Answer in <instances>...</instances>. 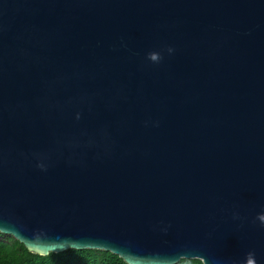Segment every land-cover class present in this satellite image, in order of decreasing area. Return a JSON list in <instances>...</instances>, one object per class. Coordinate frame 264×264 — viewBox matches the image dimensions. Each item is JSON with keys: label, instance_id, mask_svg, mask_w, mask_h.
Wrapping results in <instances>:
<instances>
[{"label": "water", "instance_id": "1", "mask_svg": "<svg viewBox=\"0 0 264 264\" xmlns=\"http://www.w3.org/2000/svg\"><path fill=\"white\" fill-rule=\"evenodd\" d=\"M0 234L264 264V0H0Z\"/></svg>", "mask_w": 264, "mask_h": 264}, {"label": "trees", "instance_id": "2", "mask_svg": "<svg viewBox=\"0 0 264 264\" xmlns=\"http://www.w3.org/2000/svg\"><path fill=\"white\" fill-rule=\"evenodd\" d=\"M3 238V240H2ZM0 264H124L117 256L99 251H69L59 255L39 257L30 254L12 237L0 234ZM179 264H203L198 260H183Z\"/></svg>", "mask_w": 264, "mask_h": 264}, {"label": "rangeland", "instance_id": "3", "mask_svg": "<svg viewBox=\"0 0 264 264\" xmlns=\"http://www.w3.org/2000/svg\"><path fill=\"white\" fill-rule=\"evenodd\" d=\"M4 237L6 238V237H9V236H4ZM2 240H3V238H2Z\"/></svg>", "mask_w": 264, "mask_h": 264}]
</instances>
